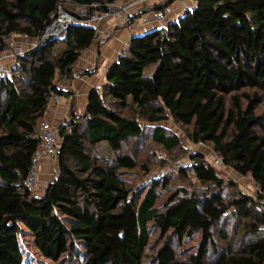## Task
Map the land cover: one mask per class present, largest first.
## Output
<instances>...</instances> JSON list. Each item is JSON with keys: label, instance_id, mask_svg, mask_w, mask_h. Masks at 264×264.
I'll return each instance as SVG.
<instances>
[{"label": "trees", "instance_id": "1", "mask_svg": "<svg viewBox=\"0 0 264 264\" xmlns=\"http://www.w3.org/2000/svg\"><path fill=\"white\" fill-rule=\"evenodd\" d=\"M118 0H0L5 37L36 40L0 75V264H25L23 228L54 264H264V0H195L165 27L130 38L87 108L57 128L56 175L42 194L25 178L52 94L94 39L93 9ZM58 6L85 7L63 38L40 37ZM69 7V8H68ZM203 143L255 196L199 151L136 186L156 149L184 151L161 123ZM154 124V125H151ZM147 156V160L141 157Z\"/></svg>", "mask_w": 264, "mask_h": 264}, {"label": "crops", "instance_id": "2", "mask_svg": "<svg viewBox=\"0 0 264 264\" xmlns=\"http://www.w3.org/2000/svg\"><path fill=\"white\" fill-rule=\"evenodd\" d=\"M124 4L125 0L115 2L118 7ZM194 4L195 0H143L141 3L125 10L135 19L140 16L148 18L147 23H138L132 29L127 28V25L118 14H113V16L106 19L101 24V34L80 55L73 66L72 79L61 84L62 94L58 100L49 102L42 120L49 122L57 129L60 125L65 124L71 115L76 117L85 112L90 92L101 87L109 68L118 59L132 36L165 27L170 21L192 8ZM166 5L170 6L171 11L167 14L166 21L163 24L151 19L153 10ZM15 39L18 45L27 50L36 43L34 39L24 37H16ZM14 63L15 57H13L12 51L5 50L0 53V64L4 68V73L11 70ZM56 167L54 159L43 160L38 167L39 182H52L55 178Z\"/></svg>", "mask_w": 264, "mask_h": 264}, {"label": "built area", "instance_id": "3", "mask_svg": "<svg viewBox=\"0 0 264 264\" xmlns=\"http://www.w3.org/2000/svg\"><path fill=\"white\" fill-rule=\"evenodd\" d=\"M143 0H125V4L118 7L115 5V3L110 4L106 9H98L95 8L92 10L90 15V22L93 23V27L95 30V38L98 37V35L101 34V24L113 14H118L122 21L127 25L128 29H132L133 26L139 24H145L148 21V18L145 16H140L138 18H133L131 15L126 12L125 10L127 8H130L131 6L141 3ZM171 11L170 6L166 5L163 6L160 9H155L151 12V19L158 23H164L167 18V14ZM86 13L85 7H78L75 10H73V13L68 12L61 6H58L56 15L54 19L48 24V26L43 31L40 41L45 42L48 39L51 38H63L68 30V28L76 22V17L74 14L83 15ZM4 41L12 48V55L13 57L19 56L24 54L27 49L22 47L21 45H18L14 38L5 37ZM4 68L0 64V75H3ZM59 99L58 94H52L51 100L52 102ZM39 136H40V142L38 146L36 147L35 151L32 154L31 161H30V167L27 172L25 183L28 187V189L31 192H34L38 185H39V178H38V167L39 164L45 160V159H55L58 147H59V137L56 127H54L49 122L42 120L39 124ZM205 146L203 143L199 142L197 144H193V146ZM207 156H212V159L210 160ZM206 157L208 158V161L213 166H222L223 160L221 157L212 154H208ZM190 158L185 159V161H175L172 163L171 167H183L190 163ZM164 176V172H151L147 175L148 179L157 180L161 179ZM262 194V202L264 204V191L261 192Z\"/></svg>", "mask_w": 264, "mask_h": 264}, {"label": "rangeland", "instance_id": "4", "mask_svg": "<svg viewBox=\"0 0 264 264\" xmlns=\"http://www.w3.org/2000/svg\"><path fill=\"white\" fill-rule=\"evenodd\" d=\"M69 8V7H68ZM72 11L75 10V8H71ZM14 40L15 37H14ZM36 41V40H35ZM8 74H10V70H8L7 72ZM154 125V124H151ZM161 125L165 126L168 130H170L171 132L176 133L181 140L182 143V147L184 149V151L179 152V150L177 151H173L171 152V154H168L166 152H164L163 150L160 149H156L157 151V155L159 157H161L162 159H164V164H157V160L155 159H151V163H148V170L147 171H142L139 169V167L135 170V174H128V178L131 182H134V184L136 186L142 185L143 183L149 182L151 181L150 179H148L147 175L151 172H164V174H168L170 172L173 173V175L171 176V180L172 182L175 184V186H183L185 185V182L182 181L179 176L177 175V167H171L172 163L175 161H185V159L189 158V153L190 152H196L201 151L202 153L205 154V156H207L208 154H212L215 155L213 153V151L207 147V146H193L190 143L187 142V139L183 133V129L176 124L171 118L169 120H167L166 122L161 123ZM210 160L212 159V156H207ZM206 157V158H207ZM147 156H143L141 157V160H147L146 159ZM207 158V160H208ZM219 172V174L225 179V180H230V181H234L236 182L238 188L247 194H250L252 196L256 195L257 192V187L254 185V183L252 182L251 178L249 176H244L241 177L239 175H237L236 173H234V171H232L229 167H225L223 164L222 166H215ZM181 168V167H179ZM56 175V173L54 174ZM158 180V179H157ZM49 182H39V185L37 187V189L33 192L34 194H42L44 191V188L48 185ZM23 231L25 232L24 234H21V246L23 249V253H24V257H25V264H54L51 260L41 256L36 247L34 246V242H33V237L30 234L29 231H27L26 229L23 228Z\"/></svg>", "mask_w": 264, "mask_h": 264}, {"label": "water", "instance_id": "5", "mask_svg": "<svg viewBox=\"0 0 264 264\" xmlns=\"http://www.w3.org/2000/svg\"><path fill=\"white\" fill-rule=\"evenodd\" d=\"M69 28H70V27H69ZM69 28H68V30H69ZM68 30H67V32H68ZM67 32H66V33H67Z\"/></svg>", "mask_w": 264, "mask_h": 264}]
</instances>
